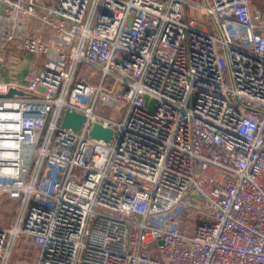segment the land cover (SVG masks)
<instances>
[{
	"label": "built area",
	"instance_id": "1",
	"mask_svg": "<svg viewBox=\"0 0 264 264\" xmlns=\"http://www.w3.org/2000/svg\"><path fill=\"white\" fill-rule=\"evenodd\" d=\"M13 53L40 59L0 82V264L19 238L33 264H264V0H0Z\"/></svg>",
	"mask_w": 264,
	"mask_h": 264
},
{
	"label": "rangeland",
	"instance_id": "2",
	"mask_svg": "<svg viewBox=\"0 0 264 264\" xmlns=\"http://www.w3.org/2000/svg\"><path fill=\"white\" fill-rule=\"evenodd\" d=\"M198 16H199L198 18L199 20L204 21L201 15ZM23 55L25 54L23 53ZM26 77L27 74L25 73L21 76L22 79L21 84L25 83ZM99 108L102 113L106 115L114 116V118L119 119L124 108V101L122 98H118L112 103L100 105ZM187 206H189V204H187ZM18 209L19 206H17V204H14L13 202L4 203L0 205V226L8 225L13 220ZM196 220H197L196 213L193 210H190L189 208H185L183 210L182 219H181V229L183 233L189 235L192 234ZM35 255H36V251L33 247H31L29 241L26 239L19 238L11 254L10 262L12 264L13 263L33 264Z\"/></svg>",
	"mask_w": 264,
	"mask_h": 264
},
{
	"label": "water",
	"instance_id": "3",
	"mask_svg": "<svg viewBox=\"0 0 264 264\" xmlns=\"http://www.w3.org/2000/svg\"><path fill=\"white\" fill-rule=\"evenodd\" d=\"M15 91H16L15 88H10L7 95H10ZM17 92L21 93L20 90H18ZM144 99L146 101V106L148 107V109L152 110L154 99H148L147 95L144 96ZM83 120H84L83 114L65 109L62 115L61 125L64 127H70L73 130H79ZM112 131L113 130L111 127H104L102 124L95 122L90 128L88 133L93 137L109 140L112 135Z\"/></svg>",
	"mask_w": 264,
	"mask_h": 264
},
{
	"label": "crops",
	"instance_id": "4",
	"mask_svg": "<svg viewBox=\"0 0 264 264\" xmlns=\"http://www.w3.org/2000/svg\"><path fill=\"white\" fill-rule=\"evenodd\" d=\"M187 11H189V8H187ZM209 28H212V27L207 26V29ZM21 55L23 54L13 53L11 55V59H12L11 62H6V63L0 62V82L14 81V82L21 83L22 82L21 76L24 73L27 74L29 70V63L31 61L37 62L40 59L37 56L30 54V53H26L23 56Z\"/></svg>",
	"mask_w": 264,
	"mask_h": 264
}]
</instances>
